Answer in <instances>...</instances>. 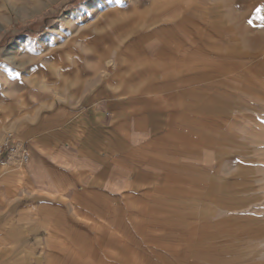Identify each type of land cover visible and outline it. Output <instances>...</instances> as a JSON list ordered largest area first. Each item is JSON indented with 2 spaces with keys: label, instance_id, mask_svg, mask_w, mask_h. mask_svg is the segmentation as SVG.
I'll return each instance as SVG.
<instances>
[{
  "label": "rangeland",
  "instance_id": "374dc122",
  "mask_svg": "<svg viewBox=\"0 0 264 264\" xmlns=\"http://www.w3.org/2000/svg\"><path fill=\"white\" fill-rule=\"evenodd\" d=\"M78 72L176 82L191 96L170 193L150 213L133 206L136 264H264V0H0V160L48 82Z\"/></svg>",
  "mask_w": 264,
  "mask_h": 264
},
{
  "label": "crops",
  "instance_id": "0c3cea01",
  "mask_svg": "<svg viewBox=\"0 0 264 264\" xmlns=\"http://www.w3.org/2000/svg\"><path fill=\"white\" fill-rule=\"evenodd\" d=\"M83 76L48 82L51 94L0 160V264H136L133 206L150 213L170 193L183 136L191 140L190 93L164 80ZM221 164L212 162L215 214Z\"/></svg>",
  "mask_w": 264,
  "mask_h": 264
},
{
  "label": "bare ground",
  "instance_id": "6f19581e",
  "mask_svg": "<svg viewBox=\"0 0 264 264\" xmlns=\"http://www.w3.org/2000/svg\"><path fill=\"white\" fill-rule=\"evenodd\" d=\"M25 41H28V40H22V41H18V42H16L11 48H10V50H9V54H13V53H15L16 51H17V49L19 48V47H21V46H23V45H25L26 44V42ZM234 119H235V117H233ZM232 134H233V137H234V133H235V131H234V129L232 128L231 129V131H230ZM262 136L260 135V138H261ZM231 143V142H230ZM230 145H232V144H230ZM244 148V147H243ZM238 159V158H237ZM233 160V159H232ZM243 162V161H242ZM245 162V161H244ZM246 162H247V160H246ZM227 166V165H226ZM234 174V173H233ZM232 176V175H231ZM225 179V178H224ZM232 180V179H231ZM228 182V181H227ZM233 182V181H232ZM213 185V184H212ZM215 183H214V186H213V190H214V197H213V200H214V204L215 205H219V201H221L222 200V198L220 197V194H225V190L223 191V188L222 187H220V188H218V186H216V188H215ZM223 186V185H222ZM221 191H223V192H221ZM226 194H229L228 193V191H226ZM229 195H231V196H229ZM229 195H227V200L225 201V202H227L228 204H229V206H235L236 205V203H237V201L239 200L241 203H242V207L244 208V202H243V199H239L240 197H238V195H235L234 193H230ZM235 209H237V208H235ZM234 212V211H233ZM229 213H231V212H229Z\"/></svg>",
  "mask_w": 264,
  "mask_h": 264
},
{
  "label": "built area",
  "instance_id": "2783aa9c",
  "mask_svg": "<svg viewBox=\"0 0 264 264\" xmlns=\"http://www.w3.org/2000/svg\"><path fill=\"white\" fill-rule=\"evenodd\" d=\"M9 137H11L10 134H9ZM22 160H23V162L27 163V162H28V156H27V155H24V156L22 157Z\"/></svg>",
  "mask_w": 264,
  "mask_h": 264
}]
</instances>
